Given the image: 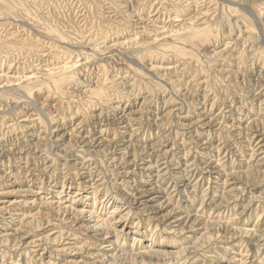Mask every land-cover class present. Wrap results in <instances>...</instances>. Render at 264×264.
Masks as SVG:
<instances>
[{"label":"rangeland","instance_id":"1","mask_svg":"<svg viewBox=\"0 0 264 264\" xmlns=\"http://www.w3.org/2000/svg\"><path fill=\"white\" fill-rule=\"evenodd\" d=\"M0 264H264V0H0Z\"/></svg>","mask_w":264,"mask_h":264},{"label":"bare ground","instance_id":"2","mask_svg":"<svg viewBox=\"0 0 264 264\" xmlns=\"http://www.w3.org/2000/svg\"><path fill=\"white\" fill-rule=\"evenodd\" d=\"M81 204H84V203H81ZM81 208H77V209H70V211H74V213L75 214H77V215H79V216H81V215H84V214H86L85 212H86V207H84V206H80ZM66 209V208H65ZM68 210H69V208H68ZM68 210H66V211H68ZM88 214L90 215V217L92 218V215H93V213H92V211L91 212H88ZM90 218V219H91ZM100 225H98V223L96 222L95 224H94V226L95 227H97L98 229H101V230H104L105 229V227H107L108 225H107V223H106V221H102V223H99Z\"/></svg>","mask_w":264,"mask_h":264}]
</instances>
